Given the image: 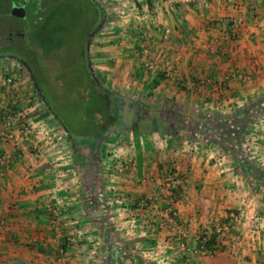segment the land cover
<instances>
[{"label":"crops","instance_id":"crops-1","mask_svg":"<svg viewBox=\"0 0 264 264\" xmlns=\"http://www.w3.org/2000/svg\"><path fill=\"white\" fill-rule=\"evenodd\" d=\"M114 1L89 47L115 93L100 141L33 87L0 93V264H264V0Z\"/></svg>","mask_w":264,"mask_h":264},{"label":"rangeland","instance_id":"rangeland-1","mask_svg":"<svg viewBox=\"0 0 264 264\" xmlns=\"http://www.w3.org/2000/svg\"><path fill=\"white\" fill-rule=\"evenodd\" d=\"M92 2L98 6L97 10H100V13H97V15H99L98 18L96 17V12H94V10H88V3H90L89 0H24L21 2V5L18 2L19 7L16 9H14V6L10 7L11 4L7 1L5 4L6 10L11 9V12L13 11V13H10V11L7 10L3 14H0V18H2L0 19V52H3L1 51L3 50L2 47H5V45L9 43L8 39L11 38V34L9 32L6 33L5 36H2V34L6 32V28H14L11 29L13 31L12 35H16L17 32H20L23 28H20V26H24L23 30L26 33L23 35L24 38L22 40L26 43L24 46L25 51L30 52L33 50V52L38 53V56H40L43 60L47 59L45 57H48V55H56V58H59L57 62L52 60L51 63L47 65L42 63V66L46 65L44 67L45 69L50 68L51 70L60 71L58 75L52 77L49 70L42 68L43 72L46 71L49 73L43 76L47 79L51 86H47L49 90H47L48 93H46V99L50 102L49 105L41 95V92L38 90L30 70L24 62L21 61V58L19 59L9 54L0 53V74L5 73L4 77L0 76V80L7 78L6 72L9 71L8 69H10V72L12 71L11 73L15 74L17 78V83L14 86H8L7 88L4 87V82L0 81V85L3 86V90H1L0 93L3 91H14L15 88H22L23 86L33 87L35 92L37 91L39 93L37 95V100L35 97L34 101H40L42 104L41 107L53 114L51 117H53L57 125L64 126L65 124V128L67 126L69 129L74 130L73 137L75 139H79L80 137L81 139H85L86 142H92L93 139L91 137L95 138L92 133L99 132V116L104 115L105 112L104 106L100 100V97L105 93L100 92L101 89L99 90V87L105 90V92H108L110 95L115 94L112 91H106V89L99 83L97 79L99 77L96 76L98 74L96 73L95 75L96 67L93 59V57L98 58V55H93L89 47L91 42L96 40L95 35L99 31L97 32L98 26L95 25V23L96 21H99V25L101 18L104 15V8H109V12L113 13L114 9L116 10L118 5H115L114 0H107V6H105L106 4L104 3V0H92ZM33 9L37 10L34 11ZM15 16H17V18H14ZM93 26H96L97 28L95 29V32L92 33L91 41L88 46V66H85L81 59H79L78 63L88 69L90 68L95 78V80H91L93 85L90 84L91 82L88 77H84L85 79L83 78V81H81L82 77H80L77 80L78 84L75 83V85H67L66 82H68L71 78H74L76 76L75 74H79V68H81V66L78 67L79 65L67 60L71 56L74 57V52L77 51L79 41L84 39L87 31L91 30ZM18 40L17 38L11 39L12 42ZM75 55L76 58L79 56L77 53ZM17 56L20 57L21 55ZM64 58L67 60L65 61ZM21 79H27L29 83L26 82L24 84H20L22 82ZM93 87L95 91L92 92ZM113 107L115 108V105ZM113 107H111L108 113L114 112L115 109ZM53 112L60 115L61 121L64 119L62 121L63 124L56 117V113L54 115ZM254 118H257V121L259 122L260 117ZM215 119L222 121L220 117H216ZM59 129L58 133L56 132L57 138H60L59 133L63 131L61 128ZM78 132L82 134H79ZM59 138L57 141L61 143V145L64 143L65 145H63V147L67 149L66 143L67 140H69V136L67 135L65 139ZM242 138L243 136L241 139ZM244 139L246 140L247 137ZM240 151L242 155H244L245 152L247 154V151H244V149Z\"/></svg>","mask_w":264,"mask_h":264},{"label":"trees","instance_id":"trees-1","mask_svg":"<svg viewBox=\"0 0 264 264\" xmlns=\"http://www.w3.org/2000/svg\"><path fill=\"white\" fill-rule=\"evenodd\" d=\"M22 1H24V0H18V2L20 3V5H21V2ZM33 2V1H32ZM89 2L90 3H88L89 4V6H88V10L89 11H91V10H94V12H96V17L98 18V16L99 15H97V13H100V10L98 11L97 9H98V6L95 4V3H93L92 2V0H89ZM19 5V4H18ZM4 7H5V5H4V0H0V14H3L5 11H4ZM34 11H36L37 9H33ZM87 10V11H88ZM39 11V10H38ZM33 12V11H32ZM14 18H17V16H15ZM0 19H2V18H0ZM99 19H100V17H99ZM98 20V19H97ZM99 22V21H98ZM98 22L96 21V23H95V25H97L98 26ZM24 28V26H20V28ZM23 28L20 30V32H17V34L16 35H12L13 34V31L11 30V29H14V28H12V27H10V28H6V32L5 33H3L2 34V36H5V34L6 33H10L11 34V38L10 39H8L9 40V43L8 44H6L5 45V47H2V49L3 50H1V51H3V52H0V53H5V54H9V55H11V56H13V57H17V58H21V61H23L24 62V64L27 66V68L30 70V72H31V74H32V77H33V79H34V81H35V83H36V85H37V88H38V90L41 92V95L43 96V98L45 99V101L50 105V102L46 99V97H47V94L46 93H48L47 92V90H49L48 88H47V86L49 85V87H51L50 86V84H49V82L47 81V79L45 78V77H43L44 75H47V74H49L50 73V75L52 76V77H54V76H56V75H58L59 74V70L58 71H55V70H51L50 68H48V69H45L44 67L47 65V64H50L51 63V61L53 60L54 62H57V60L59 59V58H56V55H48V57H45V58H47V59H42L40 56H38V53H36V52H33V50H31L30 52L28 51H25V45H26V43H24L23 42V38H24V34L26 33V32H24V30H23ZM97 27L96 26H93V28L91 29V30H88L87 31V33H86V35H85V37H84V39L83 40H81V41H79V46H78V48H77V51H75L74 52V57H70L68 60L66 59V58H64V60L66 61H71V62H73L74 64H77V65H79L78 63H79V59H81V61H82V63L85 65V66H88V46H89V42L91 41V35H92V33L93 32H95V29H96ZM18 29H19V27H18ZM5 30V29H4ZM13 36V37H12ZM21 36H23V37H21ZM14 39V38H17V40L18 39H20V40H18V41H11V39ZM78 54L79 56H77V58H76V55L75 54ZM17 55H21L20 57L19 56H17ZM39 57V58H38ZM42 60H41V59ZM53 58V59H52ZM49 59H51V60H49ZM42 63L43 64H46L45 66H42ZM56 64V63H55ZM81 66V68H79L80 70H79V74H75L76 76L74 77V78H71L68 82H66V84L67 85H75V83H77L78 84V79L80 78V77H82L81 78V81H83V78L84 77H88L89 78V81L91 82H89L90 84H92L93 82L91 81V80H95V78H94V76H93V74H92V72H91V70H90V68L88 69V68H86L85 66H82V65H79L78 67H80ZM45 69V70H49V73H47L46 71L45 72H43V69ZM41 70H42V72H41ZM76 73V72H75ZM61 75V74H60ZM85 79V78H84ZM90 84H89V86H90ZM93 85V84H92ZM101 89V90H100ZM99 90H100V92H104L105 94H103V96H101L100 98V100H101V102H102V104H103V106H104V110H105V112H104V115H100L99 117V119H100V123H99V125L100 126H98V130H99V132L98 133H92L94 136H95V138L97 139V140H101L108 132H109V127H105V126H107L108 125V120L110 119V115H111V113H108L109 112V110H110V103H108L109 101H110V98H111V96L112 95H110L108 92H105V90H103L102 88H100L99 87ZM93 91H95V89H94V87H93V90H92V92ZM62 106V105H61ZM54 113V112H53ZM56 113V112H55ZM54 113V114H55ZM56 117L58 118V120L62 123V121L64 120V119H62V121H61V119H60V115L59 114H57L56 113ZM64 117V116H63ZM70 117V116H69ZM68 117V118H69ZM66 118V117H65ZM92 119H94L93 117H91ZM70 121V120H69ZM63 124V123H62ZM64 126H65V124H64ZM66 130L68 131V133L70 134V136L73 138V141L75 142V144L76 145H78L79 143H80V141H79V139H75L73 136V131L74 130H71V129H69L67 126H66ZM95 128H96V126H95ZM102 130V131H101ZM79 134H82V133H80V132H78ZM82 142V141H81ZM81 144H84V143H81ZM182 187L181 186H176L175 188H173L172 189V197H173V199L174 200H176V199H178V198H180V196H181V192H182ZM201 238H202V236H201ZM215 244V236H212L211 237V240H210V243H209V247H211L212 245H214ZM62 249H63V252H65L66 251V248H67V244H63L62 246ZM223 247H224V244L223 245H221V250L220 251H222L223 250Z\"/></svg>","mask_w":264,"mask_h":264},{"label":"built area","instance_id":"built-area-1","mask_svg":"<svg viewBox=\"0 0 264 264\" xmlns=\"http://www.w3.org/2000/svg\"><path fill=\"white\" fill-rule=\"evenodd\" d=\"M211 0H202V2L205 5H209ZM16 76L15 74H10L9 76H7L6 79H2L0 80L1 82H4L3 84L5 88H7L8 86H14L17 83L16 80ZM244 79L250 80L248 77H244ZM3 86L0 85V91L3 90L2 89ZM14 110V109H13ZM2 122L4 123V127H5V131L3 130L2 135L4 136L6 134V132L8 130H10L13 126V121L11 119V115H8L7 117H1ZM23 129L24 131L27 132V124L23 125ZM8 136V135H7ZM121 170H129V166L125 165V164H121L120 165ZM172 212V210H171ZM173 213H175V211H173ZM238 219V216L236 213H231L229 218L224 221L221 222L219 224H217L213 229L205 232L202 235V238L200 237L198 244L196 246V248H194L192 250L193 254H200V255H206V256H213L216 255L220 250H221V245H223L225 243V239H226V234L228 232V230L230 229L231 225L236 222ZM215 236V244L212 245L211 247H209V243L211 240V237Z\"/></svg>","mask_w":264,"mask_h":264},{"label":"flooded vegetation","instance_id":"flooded-vegetation-1","mask_svg":"<svg viewBox=\"0 0 264 264\" xmlns=\"http://www.w3.org/2000/svg\"><path fill=\"white\" fill-rule=\"evenodd\" d=\"M7 1H9V2H10V4H11V5H10V7H12V6H13V3H14V1H17V2H18V0H4V5L6 4V2H7ZM10 7H8V8H10ZM7 10H9V11H10V13H12V12H13V11L11 12V9H7ZM7 10H6V8L4 7V11H7Z\"/></svg>","mask_w":264,"mask_h":264},{"label":"water","instance_id":"water-1","mask_svg":"<svg viewBox=\"0 0 264 264\" xmlns=\"http://www.w3.org/2000/svg\"><path fill=\"white\" fill-rule=\"evenodd\" d=\"M13 6H14V9L18 8L19 7L18 2L17 1H14Z\"/></svg>","mask_w":264,"mask_h":264}]
</instances>
